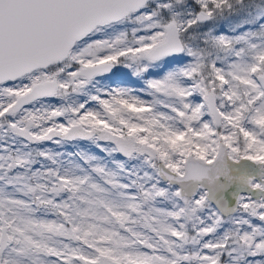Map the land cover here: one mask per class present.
Listing matches in <instances>:
<instances>
[{"label":"snow or ice","instance_id":"1","mask_svg":"<svg viewBox=\"0 0 264 264\" xmlns=\"http://www.w3.org/2000/svg\"><path fill=\"white\" fill-rule=\"evenodd\" d=\"M195 3L199 11L190 13L187 20H181L179 14L163 20L157 10L145 11L150 0H0V96L8 98L7 103L0 102V121L41 98L68 95L70 85L73 91H79L94 77L121 63L130 67L129 61H147L138 67L139 74L170 56L195 58L179 72L180 77L191 81L188 86L181 84L174 73L148 81L150 89L179 101L167 105L171 115L156 113L151 104L130 90L112 89L103 96L90 97L99 110L84 104L28 110L8 125L16 134L36 142L53 136L91 138L98 133L99 140L115 145L114 152L126 157L146 153L154 159L156 163L150 166L157 179L147 189L145 184L133 182L142 203L129 195L121 204L108 200L100 184L83 187L87 176L57 177L51 187L25 185L24 194L39 191L37 204L58 210L63 223L37 220L31 215L13 223L5 215V206L31 213V205L0 198V264H21L13 253L17 257L43 254L53 258L52 264H228L225 257L231 264L245 260L247 264H264V227L252 225L245 218L264 222V30L234 40L223 35L214 37L212 45L221 50L233 51L236 44L246 45L234 51L236 60L227 68L218 66L219 58L208 60L203 51L189 46L184 34L212 19L216 11L230 7V0ZM160 8L170 9L172 4L156 3V9ZM126 20L139 26L131 30V39L128 31L114 39L99 35L106 26ZM249 36L260 37L261 42L253 43ZM197 94L199 102L195 100ZM61 119L65 122H59ZM45 122L50 126L43 127ZM35 128L40 131L34 132ZM39 154L53 159L49 152ZM14 163L24 165L28 161L18 157ZM242 163L255 166L259 173L241 178L246 190L234 193L236 206L229 209L222 193L235 179L233 166ZM93 171L106 175L114 189L127 187L116 183L114 173L105 174L100 167ZM41 175L33 173L34 177ZM56 175L48 173L49 177ZM145 176L153 179L147 173ZM161 181L175 186L174 190L161 187ZM64 192L70 194V200L76 198L88 205L78 212L79 219L68 201L56 204L47 198L48 193L58 196ZM157 198L176 203L172 210H141L143 204ZM205 209L210 211V223L198 216ZM226 211L240 212L241 219L234 223L248 225L251 231H238L235 243L229 242L233 234L226 233L218 240L204 241L199 251L184 254L186 245L201 244L216 232ZM131 213H137L139 219L133 220ZM141 221L152 235L131 226ZM190 221H195L193 235L188 231ZM54 238H67L79 246Z\"/></svg>","mask_w":264,"mask_h":264},{"label":"rangeland","instance_id":"2","mask_svg":"<svg viewBox=\"0 0 264 264\" xmlns=\"http://www.w3.org/2000/svg\"><path fill=\"white\" fill-rule=\"evenodd\" d=\"M195 1V0H194ZM156 3L164 4V3H171L172 8L170 9H156ZM152 6H149L145 9V11H153L157 10L159 12V19L168 20L174 14H179V18L181 20H187L190 18L189 14H195L199 10H192V6L194 3H190L187 0H182V2L177 3L176 0H152L150 2ZM196 4V3H195ZM230 7H224L221 10L216 11L214 17L206 23H199L194 25L192 28L188 30L184 34V39L187 41L190 47L194 50L203 51L207 58H210V51L205 47H202L199 43L200 39L204 37L205 41L209 42L210 45V38L211 40L214 37H218L220 35L227 36L230 39H236L240 36H245L249 34L248 25H256L257 22L262 26L260 31L264 30V0H230ZM175 9L177 11H175ZM139 27L137 24L131 21H124L123 23H117L114 26H106L103 31L99 34L103 39H114L120 32L128 31L129 39H131V30L134 28ZM246 28L245 32L238 31L240 28ZM201 30H205L206 34L202 33ZM244 33V34H243ZM249 39L253 43H259L257 39L254 37L249 36ZM214 49L213 46H211ZM246 47L243 43H239L234 45L233 51L222 50L217 63L218 66H222L227 68V66L233 63L236 60L234 56V51H238L239 48ZM221 50V49H220ZM250 51V50H249ZM194 57L188 56L186 54H181L179 56H170L165 58L163 61L156 62L154 64L149 65L148 70L146 72H140L137 74V69L141 65L148 64L147 61H140L139 64L132 63L129 61L128 63L131 65L130 67L125 66L124 63L116 65V72L109 76H102L96 79L89 81L81 90L74 91L72 93V86H69L68 95L64 97H56L50 100H44L33 104L30 107L22 109L20 112L16 113L14 116L7 117L4 121H0L3 126H6V129L0 127V132L4 134V136H8L11 138L10 145L8 144L9 148L6 154H8L7 158H2L0 160H7L8 162L13 163L11 168L13 169H20L22 165L15 164L14 161L19 158L27 159V155L32 151L36 150L38 153L41 152H49L52 157L54 158L56 155L64 156L70 155L73 158H82L86 161L94 162L96 165L100 166L102 169H105L106 173H114L116 174V183L122 184L123 177L122 174L125 169H129V177L133 178L134 182L136 183H143L145 184V189L151 187V183H153L156 179V173L154 169L150 166L151 163H156L155 160L149 158L146 154H133L132 157L124 158L119 152H114L112 149L115 145L111 142H105L104 140H99L96 135H93L91 138H73V139H65L60 136H53L51 139L43 140L40 142L30 141L25 136H20L16 134L11 128L8 127L9 124L15 123L17 120L21 119L25 114V111H46L50 108H69V107H77L80 104H84L86 108L89 109H96L99 110V105L96 101L90 99L92 96L101 95L105 92L111 91L112 89H126L130 90L131 94L134 96L139 97L142 100L147 101L149 104L152 105L154 111L160 114H168L171 115L170 109L167 105H177L179 101L172 96L165 95L164 93H157L154 90L148 87V81L153 79H163L169 73H174L177 75L178 80L181 84L188 86L191 84V81H188L179 76V72L181 69L186 68L190 63L194 61ZM62 79L65 77L61 76ZM144 78V79H143ZM82 96L83 98L76 97ZM196 102H199L200 97L197 94L195 96ZM0 102L7 103L8 98L0 96ZM67 115H71L70 113ZM59 122H65L64 119H61ZM49 123H43V127H48ZM50 125V124H49ZM23 126V125H22ZM34 132H39V128L33 129ZM13 135V137H12ZM62 139L68 141H76V140H92L88 145L79 146L77 144L72 145H64L65 147H51L50 146H41L39 143L42 142H49L55 139ZM36 145H32L34 143ZM54 142V141H53ZM32 146V147H31ZM40 147V148H39ZM69 148V150H68ZM57 150V151H55ZM70 158V157H69ZM72 158H70L69 164L74 169L75 165L72 164ZM148 161V162H146ZM245 172L249 176H256L259 173V169L255 166L242 163L241 164ZM96 167L94 164H91L90 168ZM76 174L79 173L82 175V178L87 176L86 173L83 171L76 169ZM105 173V174H106ZM145 173L148 176H151L153 179L149 180ZM27 177L25 179L24 185L22 188L14 189H6L4 192L5 187L3 189L4 193H0L2 199L5 201L8 200H23L25 203L30 204L32 207V212L29 213L23 209L12 208L8 205L5 206L4 212L6 217H8L13 223H18L19 218L26 215H31L34 219L37 220H56L60 223H63V217L58 214V210L51 208L50 206H44L37 204L35 197L41 195L38 191L35 194L25 195L24 192L26 191L25 185H32L35 186L37 183L45 184V182L41 181V176L39 177H30L28 173H26ZM63 177V176H62ZM70 177L74 178L71 174ZM89 177V176H87ZM108 177L105 175V187L107 196L106 198L110 201H113L117 204L124 203L125 197L129 195H135L137 197L136 203H142L140 199V190L133 184V182H126L125 188H112L111 184L108 182ZM11 184V182H6ZM87 184V182H85ZM161 187L169 188V192L174 190V186L169 187V185L163 181L160 183ZM87 187V185H86ZM48 198V197H47ZM64 201H68L67 197L61 193L59 200H56L54 203L61 204ZM69 202V201H68ZM76 206H73V215L74 213L77 214L78 212L87 208L88 205L84 202L77 199L75 201ZM171 203V206L168 205ZM176 202L172 199L159 201L154 203L153 201L143 204L142 211L148 212L149 208L157 207L166 210H172L173 206ZM214 208V206L212 205ZM210 215L209 209H205L198 213V216L205 221V223H210L207 217ZM133 220L139 219L137 213H131ZM242 214L237 211V213L229 218H224L222 216L223 222L221 225L216 229L214 234H210V236L205 237L204 240L201 241V244H188L184 248V254H188L191 252L199 251L201 245L204 241L207 240H218L223 238L226 233L231 232L233 237H230L229 242L235 243L236 240L234 239L236 233L238 231H251L248 225H237L234 221L241 219ZM78 218H80L78 216ZM249 219L250 223L255 226L264 227V222H261L252 217H245ZM195 221L187 222L188 224V231L189 235L194 234V229L192 227ZM141 224L143 222L141 221ZM132 227L136 228L137 231L143 232L146 235H152V233L144 228L139 224L131 225ZM198 227L200 225H197ZM39 237H37L38 239ZM54 239H62L64 243L69 244L72 247H77L78 242L70 241L67 238H54ZM56 246V245H54ZM13 248H17L16 245L12 246ZM18 251V248H17ZM14 259H19L21 264H52L53 258L44 256L43 254H31L25 255L22 257H17L15 253L12 254ZM225 260L228 261V264H231L230 258L225 257ZM247 264V263H245Z\"/></svg>","mask_w":264,"mask_h":264},{"label":"trees","instance_id":"3","mask_svg":"<svg viewBox=\"0 0 264 264\" xmlns=\"http://www.w3.org/2000/svg\"><path fill=\"white\" fill-rule=\"evenodd\" d=\"M190 3H194V6H192L191 11L194 10H199V7L197 4H195L194 0H187ZM150 6H152V4H150ZM175 11H177L175 9ZM249 29V34L250 33H259L261 32V25L259 24V22L256 23V25H248ZM245 27L244 28H240L238 31H242L245 32ZM202 33L206 34L205 30H201ZM244 34V33H243ZM255 39H257L258 41L261 42V38L260 37H254ZM205 38L202 37L199 41L200 45L202 47H205L206 49H208V51H210V58H207L208 60H217V58L221 57L220 53L222 52V50L216 48L215 46L212 45L211 43V38H210V45L208 44L209 42L206 43V41L204 40ZM214 47V49H212V47ZM251 55V51H249L248 56ZM248 57H246L247 59ZM218 61V60H217ZM144 79V78H143ZM72 93H74V91H72ZM76 97H79L76 95ZM79 98H83L82 96H80ZM7 126V125H6ZM6 126H3L2 128L6 129ZM50 125L48 124V127ZM13 137V135H12ZM54 141V142H53ZM92 140H76V141H68V140H62V139H55L49 142H42L39 143L41 146H50L51 147H65L64 145H72V144H77L79 146L82 145H88L91 143ZM11 143V138L8 136H4V134L2 132H0V157L2 158H7L8 154V144L10 145ZM34 143V142H33ZM32 145H36L35 143ZM32 147V146H31ZM40 148V147H39ZM69 150V148H68ZM57 151V150H55ZM72 158V164L74 163L75 167L74 169L71 167V165L69 164L70 162V158ZM28 163L22 165V168L20 169H13L11 167H9L10 165H12L13 163L8 162L7 160H0V193H4L6 192V189H14L15 187H13V185L17 186L16 188H22V186L24 185L25 179L27 177L26 173H28V176L30 177H34L33 173H42L43 175H41V181L45 182V185L47 187H51L52 184L54 182H57V177H65L68 179H75V178H82V175H80L79 173L76 174V169L83 171V173H86L87 176H89V180H87V184L85 183L83 185V187H86V185L88 186L91 183H96V184H100L103 188L105 187V175L102 174H98L96 172L93 171L94 168L96 167H100L98 165H96L94 162H90V161H86L85 159H82L81 157L79 158H73L70 155H64V156H58L56 155L52 160L47 159L46 156H41L36 150H32L28 155H27V159ZM91 164H94L96 167H93L92 169L90 168ZM101 168V167H100ZM50 172H55L57 175L56 177H49L48 173ZM129 169H125L122 177L123 180H125V182H122V185H125L126 182H134L133 178L129 177ZM104 173L105 169H104ZM73 175L74 178L70 177V175ZM6 182H11V184H8ZM5 187V190L3 192V189ZM15 188V189H16ZM61 195V194H60ZM60 195L58 196H53L51 193L47 194L48 198L53 199V201L55 202L56 200H59ZM64 196L67 197L69 203L73 206H76L75 201L77 200L76 198L73 199H69V193L68 192H64L63 193ZM0 198H2V196L0 195ZM159 201H162L161 198H157L156 201H154V203H157ZM169 206H171V203H168ZM74 216H76L77 219L78 216L76 213H74ZM247 263V260L243 261L242 264Z\"/></svg>","mask_w":264,"mask_h":264},{"label":"water","instance_id":"4","mask_svg":"<svg viewBox=\"0 0 264 264\" xmlns=\"http://www.w3.org/2000/svg\"><path fill=\"white\" fill-rule=\"evenodd\" d=\"M211 20V19H210ZM210 20H207V21H204V22H201V23H206V22H209ZM116 71V66L108 73H105L103 75H98V76H104V75H107V74H113L115 73ZM97 77V76H96ZM95 78V77H94ZM93 78V79H94ZM43 99H52V98H41L37 101H40V100H43ZM36 101L30 103V104H27L24 106V108L22 109H25L27 107H29L30 105H32L33 103H35ZM21 109V110H22ZM20 110V111H21ZM19 111V112H20ZM121 154V153H120ZM146 154V153H145ZM123 157L127 158L126 156H124L123 154H121ZM147 155V154H146ZM232 175L233 177L235 178L233 183L228 187V189L222 193L224 199L227 201V207L229 209H232L233 207L236 206V197L234 195V193H239V192H243L246 190V186L245 184L243 183V180L241 178H244V177H248L246 175V172H245V169L242 165H239V166H233V172H232ZM166 182V181H164ZM213 205L216 207L215 205V202H213ZM236 212H231V211H226V212H223L222 213V216L224 217H229L233 214H235Z\"/></svg>","mask_w":264,"mask_h":264},{"label":"flooded vegetation","instance_id":"5","mask_svg":"<svg viewBox=\"0 0 264 264\" xmlns=\"http://www.w3.org/2000/svg\"><path fill=\"white\" fill-rule=\"evenodd\" d=\"M109 75H111V74H109ZM109 75H105V76H109ZM165 183H167V182H165ZM174 187H175V186H174ZM153 202H154V201H153ZM236 213H237V212H236ZM236 213H235V214H236ZM235 214H234V215H235ZM234 215H231V216H229V217H232V216H234ZM223 217H224V216H223ZM229 217H224V218H229ZM142 222H143V221H142ZM139 225L143 226V224H141V223H140Z\"/></svg>","mask_w":264,"mask_h":264}]
</instances>
